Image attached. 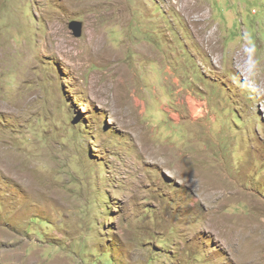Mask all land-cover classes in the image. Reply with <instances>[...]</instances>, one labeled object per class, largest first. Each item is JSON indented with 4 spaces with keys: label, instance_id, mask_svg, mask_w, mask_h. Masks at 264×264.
<instances>
[{
    "label": "rangeland",
    "instance_id": "obj_1",
    "mask_svg": "<svg viewBox=\"0 0 264 264\" xmlns=\"http://www.w3.org/2000/svg\"><path fill=\"white\" fill-rule=\"evenodd\" d=\"M0 264H264V0H0Z\"/></svg>",
    "mask_w": 264,
    "mask_h": 264
},
{
    "label": "bare ground",
    "instance_id": "obj_2",
    "mask_svg": "<svg viewBox=\"0 0 264 264\" xmlns=\"http://www.w3.org/2000/svg\"><path fill=\"white\" fill-rule=\"evenodd\" d=\"M201 22V21H200ZM210 30V29H209ZM211 34H212V32H211ZM210 35V34H209ZM213 35V34H212ZM210 37H211V35H210ZM211 39V38H210ZM199 40H200V42L205 46V47H210V44L211 43H208V36L207 37H200L199 38ZM213 47V46H212ZM121 77H123V76H120L119 77V79H118V83H120V82H122V81H125V80H127L126 78H121ZM117 85V84H116ZM114 90L116 91V89L114 88ZM119 91V90H118ZM118 93V92H117ZM121 93V92H120ZM188 101H189V109H190V111H191V113H192V116L194 117V118H198V117H200L201 116V114H202V110L200 109V108H198V106H199V103L193 98V97H191V96H189L188 97ZM202 103V102H201ZM204 105V104H203ZM187 119V118H186Z\"/></svg>",
    "mask_w": 264,
    "mask_h": 264
},
{
    "label": "water",
    "instance_id": "obj_3",
    "mask_svg": "<svg viewBox=\"0 0 264 264\" xmlns=\"http://www.w3.org/2000/svg\"><path fill=\"white\" fill-rule=\"evenodd\" d=\"M70 28L73 29L74 34L76 36H79L81 34L82 29V23L78 20H72L70 23Z\"/></svg>",
    "mask_w": 264,
    "mask_h": 264
}]
</instances>
